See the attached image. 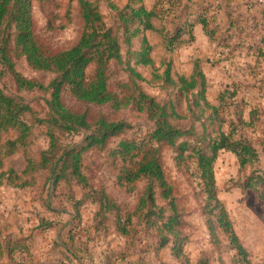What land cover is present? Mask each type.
<instances>
[{
	"label": "trees",
	"instance_id": "obj_1",
	"mask_svg": "<svg viewBox=\"0 0 264 264\" xmlns=\"http://www.w3.org/2000/svg\"><path fill=\"white\" fill-rule=\"evenodd\" d=\"M33 0H0V71L4 70L13 80L17 91L42 90L48 92L50 98L46 100L48 113L46 118L35 116L31 107L20 97H12L0 89V187L25 188L34 184V176L39 171L49 173V194H55V188L73 178V182L88 186L87 179L81 171L82 154L93 147L103 148L107 142L120 135L126 128L122 121H109L98 118L91 123L85 113L71 111L65 107L60 99V94L66 90L71 97L81 103L93 105H110L119 110L132 105L135 111L146 113L153 122V128L139 141L135 139H121L110 154L114 158H120L122 165L117 175L119 185L133 184L142 179L147 180L141 194L136 212H140L143 226L139 230L142 239L150 238V242L141 245L140 252L151 255L149 261L144 260L146 254L141 255L134 264H168L162 258V253L169 250V255L176 263L188 264V257L183 253L184 238L180 236L179 214L172 195V187L167 183L156 150L150 149L152 143L166 144L172 147L176 153L175 160L178 165L184 164L188 158L196 161L195 174L199 179L200 192L205 196L204 214L210 236L215 240L216 232L220 230L225 235L229 244L236 250L237 261L249 264L247 252L240 243L227 211L219 199L214 178V163L219 152L232 153L238 162L239 169H246L258 162L257 138L252 137L250 132H256L261 127L264 131V110L261 105L252 107L248 116H243V100L236 98L235 92L220 93L216 101L219 105L210 103L206 98V79L204 73L195 63L189 77L179 76L174 79L171 76L170 64H165L162 74L154 73L155 78L163 79V84L175 88L179 94L187 95L196 93L193 101L195 108L211 109L210 119L218 122L216 130L204 133L196 142L191 140L194 136L192 127L182 130L173 124L174 120L187 118L181 115L171 101L159 103L149 95L135 88V95L119 97L108 89L107 65L110 61L122 63L121 44L126 46L124 68L133 81H144L145 78L139 73V66H150L152 57L151 46L148 44L144 32L153 30V20L164 21L169 19L173 30L167 31L163 27L164 46L167 51L175 49L183 43L193 41V26L200 24L204 34L210 42L220 47L230 46L228 37L219 33L216 24V12L210 3L196 2L192 0H155L153 6L148 9L143 0H127L118 7L111 0L106 1L110 10L115 12L118 26L113 30L106 26L97 3L100 0H78L80 17L83 29L78 41L70 48L55 53H48L38 45L32 23ZM71 0H69L70 2ZM249 3V2H248ZM69 3L66 15L69 14ZM254 6V4H252ZM255 6H263L255 4ZM121 30V38L117 31ZM12 40L14 50L24 57L28 66L37 71L50 72L55 77L43 85L20 75L15 69L14 63L8 54V44ZM138 42V47L135 43ZM236 47V43H232ZM93 65V72L87 73V69ZM227 94L228 99L237 100L229 102L230 116L229 129H224L226 119L220 116L222 99ZM232 104V105H231ZM189 107V106H188ZM233 107L235 108L232 111ZM190 108V107H189ZM29 113L34 117V122L46 127L45 135L48 138V146L42 151L38 159L26 157L25 165L20 172L13 169H5L4 161L17 154H26L27 147L32 139V125L29 124L25 115ZM222 114V112H221ZM229 113H226V115ZM198 121V119H195ZM245 125L251 131L246 134L238 133L237 126ZM13 131V137L2 138V134ZM83 133L81 143L61 144L60 136H71ZM204 145L201 146L200 144ZM30 179H23L25 176ZM70 177V178H69ZM242 189L255 191L260 200L264 201V171L253 169L245 176L241 185ZM95 194H97L95 192ZM69 197V198H68ZM66 198L71 201L70 196ZM157 199L165 203V206H157ZM99 209L96 215H104L111 207V201L104 195L99 196ZM97 202V200H92ZM77 200L75 205H80ZM111 204V205H109ZM115 208V207H114ZM116 232L125 237L128 233L125 223H120L119 214L116 213ZM129 223V218L125 220ZM54 223L40 219V229L51 228ZM138 237L132 241L135 244ZM216 241V240H215ZM25 239L8 238L6 243H0L4 247L6 257L15 264H24L15 261V252L27 254ZM144 249V250H143ZM65 259L71 262L70 255L64 254ZM0 256H2L0 254ZM128 256H116L118 261H123ZM75 260L78 258L74 257ZM108 264L116 261L106 260ZM191 264V263H190ZM194 264H209L208 258L200 256ZM236 264V262H235Z\"/></svg>",
	"mask_w": 264,
	"mask_h": 264
},
{
	"label": "rangeland",
	"instance_id": "obj_2",
	"mask_svg": "<svg viewBox=\"0 0 264 264\" xmlns=\"http://www.w3.org/2000/svg\"><path fill=\"white\" fill-rule=\"evenodd\" d=\"M118 7H122L127 0H111ZM155 0H143L146 8L150 9ZM69 5V14L66 15V9ZM98 9L103 16L106 26L117 28L118 22L115 12L110 10L106 1L100 0L97 3ZM32 23L35 39L40 48L48 53H55L72 47L79 39L83 23L80 17L78 0H33L32 1ZM154 29L145 31L144 35L151 46L150 55L152 64L150 66H139V73L145 78L144 81L129 78L128 72L124 68L126 46L121 44L122 63L110 61L107 65L108 89L122 97L124 95H135V88L152 97L159 103L171 101L179 114L187 118L174 120L173 124L182 130L192 127L194 136L191 140L196 142L204 133L216 130L218 122L210 119L211 109H204L193 106L196 99V93L190 92L187 95H181L175 88L163 84V79L155 78L154 73L162 74L165 64L169 63L171 76L177 79L179 76L189 77L196 63L199 69L204 73L206 79V98L210 103L219 105L220 101L216 98L220 93L235 92L236 98H242L243 116L250 107L257 102L262 103L264 107V87L248 88L241 80H247L244 73L248 70L244 66V61L236 58L227 63H220V58L213 55L211 48L205 44L183 43L171 51H167L164 46L163 34L160 29L163 27L168 32L173 30L169 19L164 21L154 19ZM121 38V30L117 31ZM138 42L135 46L138 47ZM8 54L11 57L15 69L21 76L47 85L55 74L31 69L24 57L17 54L14 50L12 40L8 44ZM219 59V60H218ZM261 63V62H260ZM211 64H216L212 66ZM264 66V63H262ZM93 65L87 69V73L93 72ZM264 77V74L261 76ZM0 89L12 97H20L34 111L38 118H46L48 108L46 100L50 98L48 92L42 90H20L17 91L12 78L0 71ZM62 104L71 111L85 113L89 122L93 123L96 119L102 117L109 121H122L126 128L118 136L112 137L103 148L93 147L86 150L81 157V171L87 179L88 186L84 189L82 185H77L70 181L59 184L55 190L56 193L49 194L50 180L49 173L45 170L39 171L34 176V184L25 188H12L15 191H25L22 196L18 194L11 196L7 186L1 190L5 199L9 197L22 200L31 199L35 204L31 212L32 216H26L27 223H31V230L37 226L40 228V219L45 222L56 223L58 230L46 231L44 237L38 240L33 236V231L29 233V249L26 257L32 262L36 261H54L55 264H72L67 261V257H77L81 264H108L107 259L116 261L115 264H134L141 255L140 247L145 242H150V238L140 237L139 230L143 226V220L140 212H136L138 200L143 193L147 180L142 179L131 186L119 185L117 175L122 165L120 158H114L110 152L115 148L121 139L141 140L148 131L153 128V122L146 113L137 112L132 105H128L119 110L113 109L110 105H93L81 103L63 90L60 94ZM236 103L237 100L228 99L224 94L220 116L226 119L223 124L224 129H229V102ZM232 105V104H231ZM190 108H189V107ZM234 107L232 111H234ZM222 112V114H221ZM226 113H229L226 115ZM26 121L32 125V139L27 147L26 154L20 153L16 156L5 159L4 168L13 169L20 172L24 165L26 157L38 159L41 152L48 146V138L45 135L46 127L43 124L34 122V117L27 113ZM195 119H198L195 120ZM264 123V122H263ZM264 127V124H263ZM238 133L246 134L251 131L250 127L239 124ZM261 127L256 128V132H250L251 136L257 138L258 162L246 169H239L236 157L230 153L221 151L214 163V178L216 192L223 203L228 217L232 223L233 229L247 252L249 264H264V201L260 200L255 191L251 189H242L239 187L245 179V176L253 170L260 169L264 171V145L259 138L264 139ZM13 131H7L2 134V138L13 137ZM262 135V136H260ZM83 133L71 136H60L61 144L81 143ZM259 143V144H258ZM201 146L204 144L201 143ZM150 149L156 150L164 177L167 183L172 187L177 211L179 214L180 225L177 227L180 236L183 237V253L188 257V264H194L201 255L208 258L209 264H246L241 260L237 261L236 250L232 248L225 235L220 230L216 232V241L210 236L206 224V215L204 214L205 196L200 192L199 179L195 174L196 161L194 158H188L184 164L178 165L175 160V151L166 144L152 143ZM31 176H25L23 179H30ZM76 181V180H74ZM8 188V189H7ZM95 192L97 194H95ZM104 194L114 207L104 215H96L93 220L94 212L99 209V196ZM70 196L69 201L66 196ZM69 198V197H68ZM10 199V200H12ZM79 200L80 205L75 202ZM97 200V202H92ZM7 204V206H6ZM109 204V205H111ZM157 206H165V203L157 199ZM10 204L5 203V209ZM16 213L21 215V211L15 208ZM116 213L119 214L120 223H125L128 233L125 237L119 235L115 230L117 221ZM7 212H4V216ZM35 216V217H33ZM129 218V223L125 220ZM20 219V218H19ZM17 220L19 222L20 220ZM31 219V221H30ZM8 220H10L8 218ZM14 220V219H13ZM10 220V221H13ZM58 231H60L58 233ZM42 232V231H41ZM48 232V233H47ZM139 235V240L134 241ZM27 239V238H26ZM132 240V241H131ZM144 250V249H143ZM24 254V253H23ZM22 254V255H23ZM128 256L123 261H118L116 256ZM24 257V256H23ZM145 261L151 259V255H145ZM162 258L168 264H179L169 255V250L162 253ZM36 259V260H35ZM44 259V260H39ZM75 259V258H74ZM1 260V259H0ZM77 260V259H76ZM72 261V259H71ZM42 262L43 264H46ZM1 264V262H0Z\"/></svg>",
	"mask_w": 264,
	"mask_h": 264
},
{
	"label": "crops",
	"instance_id": "obj_3",
	"mask_svg": "<svg viewBox=\"0 0 264 264\" xmlns=\"http://www.w3.org/2000/svg\"><path fill=\"white\" fill-rule=\"evenodd\" d=\"M196 2H204L210 3L214 6V12H216V24L219 27V33L224 34L228 37V41L230 46L220 47L217 44L210 42L209 39L203 32V29L200 24H195L193 26V41L186 42L192 44H205L206 48L210 47L213 55L220 58V63L224 64L228 61H232L236 58L244 61V66L248 69L244 73V77L247 80H241L248 88H257L264 87V77H261L264 74V5L263 6H253L251 3H248L247 0H192ZM154 25V24H153ZM232 43H236V47L233 46ZM183 45V44H181ZM219 60V59H218ZM261 62V63H260ZM212 66L216 64H211ZM242 99V98H240ZM243 100V99H242ZM261 102V101H260ZM257 102L254 106L261 105L263 110L264 107L262 103ZM243 103L245 101L243 100ZM215 104V103H213ZM245 112V118L248 116L249 110ZM263 136H264V132ZM259 136V133H257ZM254 138L256 139V137ZM262 136V135H260ZM260 142H263L264 139L259 138ZM259 144V143H258ZM257 148V142H256ZM5 186L0 187V243H6L8 238H17V239H25V243L29 245L30 236L29 233L33 231V238L35 237L37 240L40 237H44L46 231H54L58 228L54 225L46 230H41L37 226L33 227L34 230H31V223H27L26 216H29L32 211L35 210L32 208V205L35 204L31 199L22 200L12 197L5 199V195L3 191H1ZM9 188V187H8ZM7 188V189H8ZM6 188H4L5 190ZM10 195L18 194L22 196V193L26 194L25 191H15L12 188L8 189ZM12 199V200H10ZM8 201L10 204L8 208L11 210L5 209V203ZM7 206V204H6ZM36 206V204L34 205ZM17 208L21 211V215L16 213ZM21 209V210H20ZM16 210V211H15ZM4 212L7 214L4 216ZM35 217V216H33ZM8 218L10 221L8 220ZM20 218V219H19ZM20 220L17 222V220ZM31 221V219H30ZM56 230V232H57ZM42 231V232H41ZM47 232V233H48ZM60 231H58L59 233ZM27 238V239H26ZM30 238V237H29ZM27 245V246H28ZM30 249V248H29ZM0 254V262L1 264H15L11 262L5 254L4 247L1 248ZM20 252H15L14 259L15 261L22 262L24 264H43L45 261H30L26 254ZM24 256V257H23ZM72 264H81L80 261L71 258ZM44 260V259H39ZM58 262V260L54 261V264ZM46 264H51L50 261H46Z\"/></svg>",
	"mask_w": 264,
	"mask_h": 264
},
{
	"label": "built area",
	"instance_id": "obj_4",
	"mask_svg": "<svg viewBox=\"0 0 264 264\" xmlns=\"http://www.w3.org/2000/svg\"><path fill=\"white\" fill-rule=\"evenodd\" d=\"M251 4L264 5V0H247Z\"/></svg>",
	"mask_w": 264,
	"mask_h": 264
}]
</instances>
